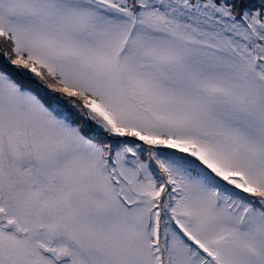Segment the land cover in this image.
<instances>
[{"label": "snow or ice", "instance_id": "6c2138e0", "mask_svg": "<svg viewBox=\"0 0 264 264\" xmlns=\"http://www.w3.org/2000/svg\"><path fill=\"white\" fill-rule=\"evenodd\" d=\"M0 264H264V0H0Z\"/></svg>", "mask_w": 264, "mask_h": 264}]
</instances>
